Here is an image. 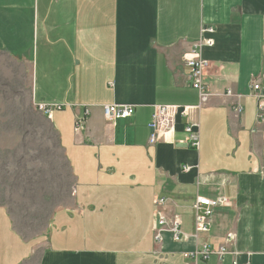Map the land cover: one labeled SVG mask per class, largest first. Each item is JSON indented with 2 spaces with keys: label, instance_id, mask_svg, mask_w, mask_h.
Here are the masks:
<instances>
[{
  "label": "crops",
  "instance_id": "obj_1",
  "mask_svg": "<svg viewBox=\"0 0 264 264\" xmlns=\"http://www.w3.org/2000/svg\"><path fill=\"white\" fill-rule=\"evenodd\" d=\"M209 26L201 102L185 54ZM0 52L30 64L33 102L47 108L73 177L44 231L17 227L12 264H264V120L251 94L264 73V0H0ZM107 104L135 111L109 120ZM167 104L188 115L151 145L155 107ZM199 195L227 204L196 236ZM157 211L178 215L189 237L165 226L157 240ZM204 244L208 258L185 256Z\"/></svg>",
  "mask_w": 264,
  "mask_h": 264
},
{
  "label": "rangeland",
  "instance_id": "obj_2",
  "mask_svg": "<svg viewBox=\"0 0 264 264\" xmlns=\"http://www.w3.org/2000/svg\"><path fill=\"white\" fill-rule=\"evenodd\" d=\"M53 133L33 102L30 64L0 52V205L28 236L44 231L53 209L69 202L73 190L63 150L50 139ZM1 244V255L10 256L12 240L4 228Z\"/></svg>",
  "mask_w": 264,
  "mask_h": 264
},
{
  "label": "built area",
  "instance_id": "obj_3",
  "mask_svg": "<svg viewBox=\"0 0 264 264\" xmlns=\"http://www.w3.org/2000/svg\"><path fill=\"white\" fill-rule=\"evenodd\" d=\"M214 28L209 26L205 27L202 30L201 38L193 44L192 49L185 54V62L191 68V76L193 78V86L198 89L200 93L201 102H206L209 99L210 92L203 81V74L206 68L210 65V61L203 57L201 48L202 46H213L214 39L212 37L206 36V33H213ZM228 94H232L231 90H228ZM251 94L255 95L257 98V109H258V118L259 120H264V73L260 74L259 77L253 80L251 85ZM61 108V106H58ZM40 109H47L44 106H40ZM104 114L109 120H116L120 118H128L133 115L135 108L133 105L125 104H107L103 107ZM235 111L240 113L242 111V106L238 105L235 107ZM188 115V107L185 106L182 108L179 105H157L153 114V119L149 123V128L151 130L149 136V144L154 145L158 142L161 134L169 133L174 130L175 122L178 114ZM89 110H85L84 116L78 117L75 120V129L81 130L85 126V120ZM48 116H51L50 112ZM194 124L188 121L185 130L187 132V141L197 148L199 146V131L194 128ZM226 199L218 198L212 199L206 196H197L194 209H195V218H194V227L195 235L198 236L201 233L207 232L210 229L213 220L214 210L218 206H222L226 203ZM166 199L159 197L155 199V205L157 207L165 204ZM156 221L154 229L156 231L157 240H161V232L164 230L165 226H168L173 233L174 240L187 239L188 234L184 233L180 229L181 219L178 215H175L170 220L162 214L161 211L155 213ZM232 235V234H230ZM212 249L204 244L202 249H197L194 252L186 253L185 256L192 258L197 257L198 254H203L206 258L211 254ZM226 248L221 246L218 250V255L221 256L225 254ZM237 264V262H234Z\"/></svg>",
  "mask_w": 264,
  "mask_h": 264
},
{
  "label": "bare ground",
  "instance_id": "obj_4",
  "mask_svg": "<svg viewBox=\"0 0 264 264\" xmlns=\"http://www.w3.org/2000/svg\"><path fill=\"white\" fill-rule=\"evenodd\" d=\"M3 228L5 234L9 235L12 240L13 250L10 256L1 255L0 253V264H12L17 228L15 227V221L9 209L6 206L0 205V249L2 247Z\"/></svg>",
  "mask_w": 264,
  "mask_h": 264
},
{
  "label": "trees",
  "instance_id": "obj_5",
  "mask_svg": "<svg viewBox=\"0 0 264 264\" xmlns=\"http://www.w3.org/2000/svg\"><path fill=\"white\" fill-rule=\"evenodd\" d=\"M46 117V116H45ZM53 127V126H52ZM53 130H54V132L55 133H53L51 136H50V139L52 140V141H54V143H55V145H57V142H59V145H60V147H61V144H60V140H59V137H58V134H57V132H56V130L53 128ZM58 140V141H57ZM62 148V147H61ZM64 154V153H63ZM64 158H65V161L67 162V160H66V157H65V155H64ZM64 162H63V165L62 166H64ZM67 166H68V168H69V165H68V162H67ZM71 173V172H70ZM22 232V231H21ZM24 235H26V234H24ZM26 236H28V235H26Z\"/></svg>",
  "mask_w": 264,
  "mask_h": 264
}]
</instances>
